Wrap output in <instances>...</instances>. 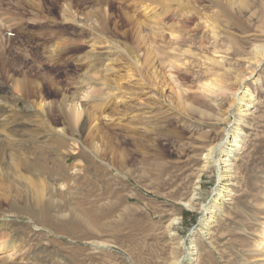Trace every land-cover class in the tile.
Wrapping results in <instances>:
<instances>
[{
	"label": "rangeland",
	"instance_id": "rangeland-1",
	"mask_svg": "<svg viewBox=\"0 0 264 264\" xmlns=\"http://www.w3.org/2000/svg\"><path fill=\"white\" fill-rule=\"evenodd\" d=\"M159 1L0 0V264H169L191 234L182 264H264V60L253 57L264 0H189L196 17L172 4L158 20L165 29L145 27ZM138 25L157 89L132 66L136 54L143 73L154 70ZM241 76L254 95L244 115L231 103ZM212 79L223 89L207 90ZM225 127L242 137L231 193L202 232L199 206L217 180L203 157ZM16 156L63 164L46 175L39 207Z\"/></svg>",
	"mask_w": 264,
	"mask_h": 264
},
{
	"label": "bare ground",
	"instance_id": "bare-ground-1",
	"mask_svg": "<svg viewBox=\"0 0 264 264\" xmlns=\"http://www.w3.org/2000/svg\"><path fill=\"white\" fill-rule=\"evenodd\" d=\"M196 1H198V0H196ZM233 2H235V1H233ZM233 2H232V4H234ZM158 3H159V5L161 3V5H160L161 9H159V7H160L159 6L157 10L148 14L149 22L145 23V27H146V25L148 26V24H150V25L152 24L151 26H153V27H154V25H158L157 29H160V30L165 29L166 27H163L161 25V23H159L158 20H160V19L166 17V15H168L167 13L170 11L169 9H170V7H172L171 6L172 4H175V6H178L177 11L180 12V14L186 16V14L190 11L191 14L188 17L189 18L196 17V15L194 14V12H196V10L194 7L191 6V3L189 0H160ZM237 3L242 8H246L249 5L247 0H238ZM176 14H177L176 12L172 11V13L170 15H176ZM162 16H164V17H162ZM142 27H144V22H143ZM167 29H169V31H171V32L174 31L173 27H170ZM155 32H157V31L155 30ZM146 36H147V34L141 33V25H138L136 38L140 42V44H142L141 46L145 47V49L143 51L144 61L149 63L150 68H154V70L149 74L143 73L142 67H144V66L142 65V63H140L138 61L137 55L133 54V51L130 50V51H132L131 55L133 54L131 56L133 58L132 59L133 60L132 66L138 72L139 80L141 81V83L143 85H145L149 89H153V88L157 89L159 87V81H157V78L159 77V72L152 62L151 52L149 51V48L147 46L148 37H146ZM175 40H177V37H175ZM138 47H140V46H138ZM124 48H122L123 52H126V51H124ZM126 49H127V47L125 48V50ZM128 54H129V52H128ZM253 55H254L253 57L255 58L257 65H258L261 61L264 60V48L262 46L255 45ZM128 57H130V56H128ZM129 59L130 58H128V60ZM173 63H174L173 61L170 62V64H173ZM106 68L109 69L108 66H106ZM252 71H253V69H251L249 71V74H251ZM127 72H129V74H130V70ZM85 77L88 78V75ZM245 80H246V77H243V76H241L239 78H235V81L237 82V84L239 86H238V89L233 93L231 103H232V107L234 105L237 108L239 115L246 114L247 109H249L251 107V103L253 102V99H254V95L250 92V90L245 85ZM163 81L165 82V80H163ZM114 84L118 85V88L123 87L122 85H119V82L114 81ZM203 85L205 87H207V90H211L214 88L219 89V90L223 89L221 82L217 81L215 79L204 80ZM112 94L114 96H116L115 91H113ZM187 98H189V95ZM191 98L192 97L190 96L189 99H191ZM193 102L198 103V101H195V100H193ZM152 103H154L156 105L157 102L152 101L151 105H152ZM155 105H152V106L154 107ZM57 106L59 107V105H57ZM130 110L128 108H125L123 110V113L128 114V111H130ZM71 113H72L73 118L76 120L80 116V111L76 110L75 106H73ZM231 116L234 117V114H232L231 110L230 111L226 110L222 120H224V121L226 120L227 122H229L231 119ZM233 122H234V120H233ZM233 122H231V124ZM231 124L229 123V125H231ZM236 124H238V123H236ZM235 129L237 130L238 128L235 126ZM57 131H60L61 133H63V128H59V130L57 129ZM222 133H223L222 139H220L217 143H215L213 141L214 143L210 144L208 147L205 148V153H204V157H203L204 158V160H203L204 163L202 164L203 168L207 167V166H213L215 169V172H216V179L217 180H216L215 188H212V192L210 193V198L207 201L201 203L199 206V209L201 212V218H199V223L201 226L199 227V230H201L202 232H206L205 229H207L210 226V222L213 220V217H215L214 211H215V208L217 207V204L222 203L223 198H225L227 194L231 193V189L228 187V185L230 183L228 181H226V179L228 177L227 171L229 170L228 166H230L229 161H230V157L232 155L233 150L241 147L242 137L240 136V133H238V131L232 132L228 128L225 127V128H223ZM1 149H2V145L0 143V150ZM216 151H221V153L217 155ZM13 166H14L13 167L14 171L16 173H18L19 177L23 181V185L25 187L24 191L28 195H30V192H32V195L34 196L32 198L33 202H34V204H36L37 207H39L43 204L42 203L43 194H44L45 185L47 184V181H45L46 175L49 174V172L56 171V167L63 166V164L55 163L54 165L50 166V165L46 164V161H45V164L31 163L25 157L16 156V158L14 159V162H13ZM52 179H55V178H52ZM50 180H51V178H50ZM192 195H194V193ZM129 198L130 197H128L127 199L129 200ZM33 202H31V203L33 204ZM184 204L190 208L194 207L191 205L194 203H190V199L188 201L184 202ZM45 207H46V205H45ZM126 207L129 208L130 206H126ZM89 212L91 213V210ZM90 213H89V215H91ZM37 216H38V219L42 222H43V219H46L43 215L39 216L37 214ZM202 216H204V217H202ZM95 219L96 218H94V220ZM89 220H91V219H89ZM173 220H175V219H173ZM33 226L35 228H38L36 225H33ZM188 240H189L188 242H186V241L184 242L183 239L181 240L183 252L180 255H178L177 257H174L173 260L169 264H182L184 258L188 257L189 255L194 254L195 244H194V237L192 234L189 236ZM259 245H261L262 248L264 247V224L260 230ZM6 249H8V246L0 243V251L6 250ZM262 251H264V250H262ZM66 264H72V263L66 262Z\"/></svg>",
	"mask_w": 264,
	"mask_h": 264
},
{
	"label": "water",
	"instance_id": "water-1",
	"mask_svg": "<svg viewBox=\"0 0 264 264\" xmlns=\"http://www.w3.org/2000/svg\"><path fill=\"white\" fill-rule=\"evenodd\" d=\"M193 228H194V227H193ZM191 231H192V230H191ZM191 231H190V232H191ZM190 232H189V233H190Z\"/></svg>",
	"mask_w": 264,
	"mask_h": 264
}]
</instances>
